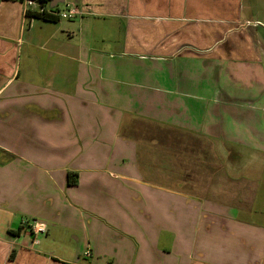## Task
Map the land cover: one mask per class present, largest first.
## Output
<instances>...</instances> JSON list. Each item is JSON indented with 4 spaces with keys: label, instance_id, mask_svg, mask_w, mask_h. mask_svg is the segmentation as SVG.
<instances>
[{
    "label": "crops",
    "instance_id": "1",
    "mask_svg": "<svg viewBox=\"0 0 264 264\" xmlns=\"http://www.w3.org/2000/svg\"><path fill=\"white\" fill-rule=\"evenodd\" d=\"M71 7L0 0V264H264L262 181L229 156L264 138L237 102L264 0L46 10Z\"/></svg>",
    "mask_w": 264,
    "mask_h": 264
},
{
    "label": "rangeland",
    "instance_id": "2",
    "mask_svg": "<svg viewBox=\"0 0 264 264\" xmlns=\"http://www.w3.org/2000/svg\"><path fill=\"white\" fill-rule=\"evenodd\" d=\"M264 35V33H262ZM261 36L260 41V47L263 50L262 54L259 55V57L253 61L252 64H250V69L252 68L251 72L245 77L244 75L239 76V79L241 80L243 85H247L250 83L252 86L251 91L248 89V93L245 94V98L238 99L237 102H241V100H244L246 102L245 106L246 108H254L253 110L257 112V114H261L262 119V125H264V36ZM257 68L254 72V68ZM241 84V83H240ZM249 85V86H250ZM236 100H233L232 102H235ZM245 106L240 105L241 110ZM234 113V112H232ZM264 128V126H263ZM264 132V131H263ZM264 136V135H263ZM152 140L157 141V135L151 137ZM164 139L169 140V137H165ZM182 142L181 139L178 138V143ZM167 142V147L169 146ZM183 143V142H182ZM259 150H253L248 149L249 147L241 146L240 153H231L229 156L231 157V161L235 162L238 161L240 165H242V172L240 174H236L238 177H246V180L250 179H256L257 181H262L260 184L262 193L260 194L259 201L255 204V210L256 212L253 213L254 217H252V220L255 221H263L262 216H258L260 214L262 208L264 207V138H260L258 142ZM235 146V145H234ZM260 166V167H258ZM260 168V169H258ZM250 193H253L251 189H248ZM241 204V203H240ZM23 235V234H21ZM23 238V236H21ZM21 238V239H22ZM26 240V238H24Z\"/></svg>",
    "mask_w": 264,
    "mask_h": 264
},
{
    "label": "built area",
    "instance_id": "3",
    "mask_svg": "<svg viewBox=\"0 0 264 264\" xmlns=\"http://www.w3.org/2000/svg\"><path fill=\"white\" fill-rule=\"evenodd\" d=\"M24 4L30 9L32 6H36L37 11H42L44 8L41 6L36 0H23ZM79 10L75 7L67 8L58 12L57 14L61 18H71L77 16ZM46 231V226L43 223L33 222L29 228L27 229V234L32 237L31 244H35L38 242V235L40 233H44ZM88 254V252H87Z\"/></svg>",
    "mask_w": 264,
    "mask_h": 264
},
{
    "label": "trees",
    "instance_id": "4",
    "mask_svg": "<svg viewBox=\"0 0 264 264\" xmlns=\"http://www.w3.org/2000/svg\"><path fill=\"white\" fill-rule=\"evenodd\" d=\"M36 1L41 6H43L44 9L42 11H26V16L38 17V18H42L45 20H52V21H55L58 19L57 9L49 8L48 10H46V7L51 0H36ZM73 175H75V173H73ZM70 176H71V173L68 172V182L72 184V183H74V179L71 180Z\"/></svg>",
    "mask_w": 264,
    "mask_h": 264
},
{
    "label": "water",
    "instance_id": "5",
    "mask_svg": "<svg viewBox=\"0 0 264 264\" xmlns=\"http://www.w3.org/2000/svg\"><path fill=\"white\" fill-rule=\"evenodd\" d=\"M58 1H59V0H51V1L49 2L50 7L56 5Z\"/></svg>",
    "mask_w": 264,
    "mask_h": 264
}]
</instances>
